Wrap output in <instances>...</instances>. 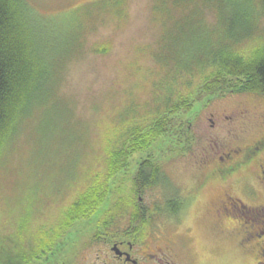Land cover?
Wrapping results in <instances>:
<instances>
[{
    "label": "rangeland",
    "instance_id": "1",
    "mask_svg": "<svg viewBox=\"0 0 264 264\" xmlns=\"http://www.w3.org/2000/svg\"><path fill=\"white\" fill-rule=\"evenodd\" d=\"M25 2L32 24L49 50L44 74L51 78L53 89L43 105L39 103L30 108L18 135L3 155L0 165V264H24L25 257L41 253L44 245H50L55 251L63 239H68V248L63 254L71 245H74L72 250L77 248L80 246L77 236L91 234L90 222L106 208L101 216L113 217L111 225L115 230L124 224L126 228L136 225L139 229L140 224L132 218L133 212L140 207L138 201L142 203L146 231L158 230L168 238H177L191 227L201 264H250L246 249L243 251L236 245L240 234L211 232L214 221L211 210L214 202L223 197L221 188L216 182L202 181L203 175L193 168L198 160L192 161L210 150L212 140L219 134L229 140L225 127L220 129L211 124L212 120L219 121L221 111L228 112L241 102L237 94L225 95L205 105L203 100L196 101L190 113L182 115L185 127L190 118H195L188 132L189 136H194L190 147L174 153L159 152L162 147L158 139L146 151L133 156L131 170L115 177L116 180H109L108 192L100 206H95L94 215H81V210L74 207L84 191L105 182L108 163L104 157L107 158L112 149L113 139L150 115L148 107L157 106L161 113L165 102L161 93L175 92L176 83L184 80L179 77L176 82L175 77L181 76L189 66H198L196 59L203 57L209 47H219L218 37L228 42L231 34L227 26L216 30L201 26L196 21L191 0L181 6L175 0ZM231 12V9L226 12V21ZM209 13L207 17L211 19ZM261 27L264 29V22ZM256 31L257 28L252 42L262 44L264 35L260 38ZM155 74L158 75L152 78ZM36 124L38 130H35ZM61 131L62 136H59ZM250 135L248 139L254 136ZM142 158L151 159L146 169L159 168L161 177L169 181L172 190L156 184L144 192L135 187L134 170ZM114 181H117L115 188ZM197 186L202 189L193 191ZM233 186L231 193L240 194L239 199L246 204L264 202L263 191L258 193L250 185L238 189L239 183ZM175 193L186 200L194 197L182 222L177 214L155 211L156 201L161 203ZM124 199L130 204L122 209L120 205ZM242 209L251 210L246 206ZM232 216L238 220L234 213ZM224 220L225 225L232 228V220ZM239 229L244 231V228ZM88 242L89 239L83 240V244ZM177 251L183 253L182 249L177 248ZM56 252L61 260L62 253Z\"/></svg>",
    "mask_w": 264,
    "mask_h": 264
},
{
    "label": "trees",
    "instance_id": "2",
    "mask_svg": "<svg viewBox=\"0 0 264 264\" xmlns=\"http://www.w3.org/2000/svg\"><path fill=\"white\" fill-rule=\"evenodd\" d=\"M187 1L190 0H175V3L181 6ZM191 1L195 8L196 21L201 26H206L208 30L227 26L231 38L224 42L218 37L219 47L211 46L207 51L204 49L203 57L196 59L198 66H189L183 70L181 76L175 77L176 82L179 77L184 80L179 79L176 88H173L175 92L161 93L165 101L161 113L157 106L148 107L150 115L141 118L142 122L139 119L141 123H133L123 134L113 139L114 145L107 158L104 157L108 163L105 182L96 184V187L92 185L91 189L84 191L76 201L74 207L81 210V215H88L95 210V206H100L108 192L109 180L127 174L131 170L133 156L146 151L158 139H161L159 144L162 147L159 152L167 150L174 153L176 150L188 149L194 136L188 135L189 128L185 127L182 115L190 113L196 101L203 100L205 105L228 94L254 93L264 96V39L262 44L260 41L252 42L256 28L260 38L264 35V29L261 27L264 22V0ZM229 9L233 13L231 12L226 21V12ZM207 12H210L211 19L207 17ZM250 14H253V17ZM43 40L32 24L25 0H0V165L9 144L19 133L21 123L27 119L30 108L39 103L43 105L53 89L51 78L44 74L48 66L45 59L50 55ZM199 53H202L201 49ZM58 89L59 87L56 89L57 94ZM59 99L64 100L61 97ZM34 127L35 130L39 129L38 124ZM59 136H62V131ZM150 160L142 158L137 164L134 170L137 175L135 187L144 192L146 188L156 184L165 190H172L169 181L161 177L159 168L146 169L151 163ZM116 182L112 183L113 188ZM164 199L161 202L165 203L163 205H160L159 200L155 203V211L160 214L176 216L186 206V199L176 193ZM176 199L179 200L178 203ZM122 202L125 203H121L122 209L130 204L125 199ZM138 202L140 207L133 212L132 218L140 226L146 225L142 203ZM118 213L116 209V214ZM29 261L30 259H25L26 263Z\"/></svg>",
    "mask_w": 264,
    "mask_h": 264
},
{
    "label": "flooded vegetation",
    "instance_id": "3",
    "mask_svg": "<svg viewBox=\"0 0 264 264\" xmlns=\"http://www.w3.org/2000/svg\"><path fill=\"white\" fill-rule=\"evenodd\" d=\"M237 95H240L241 102L228 112L221 111L219 121L212 120L211 124L212 127L218 126L220 129L221 126L225 127V134L229 140H226L225 135L219 134L214 141L212 140L210 150H205L199 154L201 156L193 158V162L198 160L193 168L203 175L202 181L216 182L219 189L221 188L223 197L218 202H214L211 210L214 216V221L211 222V232L214 234L219 232L221 235L226 232L236 236L240 234L239 238H236V245L246 249L251 260L250 264H264V202L256 201L255 203L253 201L254 203L248 205L239 199L240 194L237 196L236 193H231L234 189L233 183H239L238 189L250 185L256 188L258 193L260 190L264 192V96L254 93ZM229 113L231 115H228ZM193 119L195 118L188 120L189 130H191ZM250 134H254L252 139H248ZM253 175L255 177H252ZM201 189L202 187L197 186L196 189L193 188V191ZM189 200H185L187 207H184L181 214L177 215L181 217L180 222L186 215L185 212L191 207L190 204L194 202V197L190 196ZM243 206L251 210L243 211ZM232 212L238 220L233 218ZM92 213L94 215V210ZM101 214L96 218L98 221L94 219L90 222L93 228L91 234L77 236L78 245L81 247L78 246L72 250L74 245H71L69 251L63 254L68 248L66 243L68 239H63L55 251L51 250L50 245V247L44 245L41 253H31L25 258L30 261L26 263L23 259V263L201 264L199 254L194 248L195 242L191 227H188L187 233H182L177 238H168L162 231L153 229L146 231L147 226L145 225H141L138 229L136 225H129L126 228L124 224L121 229L115 230L114 225H111V220L114 218L109 215L105 218ZM221 218L231 219L232 228L225 225L226 220L224 219L219 222ZM239 228H244V231ZM84 239H89V242L83 244ZM53 241L51 243H56ZM177 248L182 249L183 253H179ZM56 251L62 253L61 260Z\"/></svg>",
    "mask_w": 264,
    "mask_h": 264
}]
</instances>
